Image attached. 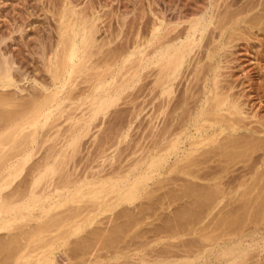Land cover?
I'll list each match as a JSON object with an SVG mask.
<instances>
[{
    "label": "bare ground",
    "instance_id": "obj_1",
    "mask_svg": "<svg viewBox=\"0 0 264 264\" xmlns=\"http://www.w3.org/2000/svg\"><path fill=\"white\" fill-rule=\"evenodd\" d=\"M230 1H228L227 4L226 1L224 7L220 5L219 2L214 5V7H216L208 14L205 13L191 18L188 20V25L184 28L182 27V29L176 33L173 32V29H170L174 26H166L163 20L159 19L152 23L151 26H149L148 24L150 23L146 21V25L150 28L145 25L147 28L144 29L149 30L146 32L144 31L145 33L143 32L144 34L139 41H134L132 50H130V48L111 49V47L103 50L104 46H99L97 44L94 25H88L89 21L87 17L84 19L81 18L80 20L79 18H72L74 20L70 19L71 13L74 14L71 10V13L67 12L61 15L62 21L60 22L62 28L59 40L56 41L57 43L55 42V45L53 43V45L50 44L48 48L45 43L40 42V49L38 52L41 55L40 59L43 64L42 66H44L50 78L51 85H49V82L47 85L44 84L45 81L43 80L41 81L44 83H40L39 80L34 78L36 82H39L38 85L36 84L39 87L34 88L33 92L31 90L29 94H27V92H29L27 91L25 93L26 95H22L23 89L19 91L21 94L17 92L21 87H18V84H16L18 81L15 76L17 69L15 67L16 64L14 66V59L12 57L13 60L5 58L9 57L7 55L5 57L3 55L0 56V232L5 231L6 234L5 238H2V235L0 238V264H61L58 262L60 260L57 261L55 256V250L58 245L69 246L68 248L71 247V250L67 248L68 251L64 249L63 255L64 260L67 262L66 264H104L105 262L103 263L101 258L104 256L103 253L105 251H102V254H100V250H110L111 247L112 249L115 248L114 245L116 246L117 240L114 239L120 236V240L117 241L118 245L123 238H121V236H123L121 233H123L124 230L131 229L130 224L133 225L132 221L134 218L132 220L130 219L132 223L129 222V224L127 222L129 221L128 219L131 218V215L129 218L127 217L128 221L125 219L123 225L127 223L128 227H125L127 226L126 224L124 226L118 224L114 229H109L110 231L103 227L102 229H106L107 231L101 230L102 232L96 231L99 227L95 230L89 228L91 232H94L91 234L94 235L92 237L87 235H82V237L80 236L81 238L76 237L78 239L77 241L74 240L75 243L73 242L74 246L72 244V247L70 246L72 242L70 241L71 243H69L68 238L73 235H80L82 231L81 225L77 222L78 220H76L77 217L80 215L83 217L85 213L89 214L95 211L100 213L101 211L108 210L109 208L113 209V207L115 208V206L125 203L133 204L136 199H139V193L145 188L148 181L151 180L155 174H161L163 170L166 174L180 172L185 174V176L188 175L194 178L200 177L203 180L210 181V183L208 182L209 185L206 184L207 186H205L204 184L201 190L195 188L196 183H194L195 181L192 182L190 178L188 179L195 185L192 184L191 186V184H188V186L187 183L185 184L186 187H189V192H185L184 189L183 193H188L187 197L193 198L190 202V204L193 202L192 206L195 203L194 201H197V204L195 203L197 207L195 208L198 210L200 207V209H202L204 206L205 209L203 208L202 211L205 210L209 213H216L221 209L220 212H222L226 205L228 206V204L231 203L229 202L227 204L226 202L224 206H221L222 208L218 207L219 204L224 198L229 195L231 196L233 193L237 194V198L240 197L242 199H240V202L244 201L241 202V206L238 205L239 207L236 206L235 209L232 207L233 210L231 211L230 208L228 213L224 215H222L223 213L220 214L221 216L219 219L217 218L218 221H216L218 227H223V229L225 227L228 229L229 227L230 230V227H245V225L246 227L247 225L259 227L260 225H264V139L241 135V130L247 131L249 136H254L252 134L259 133L264 134V130L248 128V126L243 123L244 110L239 100L238 93L233 91L234 86L223 84L221 80H219V74L221 73L217 70L221 67V59L225 58L227 55L226 53L224 57H221V50H224V48L226 50L229 44L232 43L233 40H236L235 35L241 34L236 31L242 29L245 33L247 29H244V27L251 28V25L255 23V25L258 26L259 23L257 24L256 21L259 18L260 20L264 18L262 17L264 14L260 16V13V17H257V12V14L254 13V15H256L254 18L250 15L252 19L257 17V19L253 21L251 18L245 20V18H240L241 16H238L243 13H251L258 9L259 6L264 4V0L257 1L258 3L247 1L245 4L242 3L241 6L237 5L238 8L234 10L231 8H233L237 2L233 5L229 3ZM260 8L263 9V6ZM242 24H245V26ZM174 28L176 29V26ZM226 34L228 36L225 38ZM241 35L240 37H242ZM2 50L0 49L1 52ZM34 52L35 50L32 51V53ZM116 66L122 70L119 74L115 73ZM14 70L16 71L15 73ZM20 72H17L19 74H17L18 77L20 76ZM23 72L24 71H22V73ZM29 75L26 77L28 78ZM141 76H143L141 80H144V83L140 82V84H143L141 87L139 86V88H141L139 94H141V92L145 94V99L143 98L146 103L145 106L153 105L151 109L152 112L149 110L151 115H148L149 118L146 119L147 124L145 132L143 133L144 138L142 139L146 143L144 146L145 149L142 150V152L145 150L144 158L148 160L146 167L138 171L139 166H137L135 162L134 166L131 161L133 165V167H131L129 161L128 169H124L125 167H122L119 162V166H116L118 164H116L115 167L113 165L109 171L103 168V170L100 168L99 170L92 171L93 167H91L89 171L86 168L82 172H78L77 163L80 162V159L78 162L76 161L77 163L74 162L77 164L76 166L72 163V158H74L76 153L80 152L83 138L91 132V124L100 117L103 119L106 115L108 116L111 109L118 105L125 90L134 87L137 82L140 81L139 78ZM80 77L82 79L80 83H75ZM185 80L186 83L183 84ZM81 83L86 85L85 87L82 86V88L79 86L78 88L80 89H78L77 85ZM51 87L53 88L51 89ZM12 88H16V90H12ZM135 91L137 93V90ZM81 96H84V98H78ZM128 96H126L127 99ZM133 96L135 97L136 95ZM135 98L137 99V97ZM77 100L78 102L75 103ZM137 101L136 103L138 104ZM142 101L143 100H141V102ZM79 109L81 115L76 116L74 112ZM128 109L129 108H127V111ZM63 115L66 120L70 121V125L67 126L65 131L62 130L65 128L63 127L58 130V132L60 131L58 135L55 133L56 136L51 137V133L48 132L50 128L49 130L46 128L47 131H44V128L52 125V118L56 116L61 117ZM102 123L104 122L102 121ZM110 123L112 124L113 122ZM122 123L123 122H121V125ZM104 127V131H106V124ZM110 129L111 128H109V130ZM118 129L115 131L112 129L110 133H105L106 135L105 137L103 136V139L101 138L102 143L100 142L99 145L96 142L98 145L96 146L97 149H100L98 150V154L101 151L102 155H106L103 153H106L113 145H111L110 141L113 138V140H115V138L119 137L118 133L120 130ZM224 133L225 136L222 135ZM223 136L224 138H222ZM94 138L93 136V139ZM49 142L50 144H48ZM88 145L90 146L91 144L89 143ZM115 146L114 144L112 147ZM124 149L126 150V148ZM258 150H262L259 152L263 153L259 155ZM248 151L252 153L256 152L257 155H255L257 157L253 159V155L248 154ZM40 152L41 156L37 158L36 156ZM239 152L240 157L243 153L246 155V157H244L245 155L242 156L243 162L244 160L248 162L251 158L252 160L250 162H253L250 163V165L246 163V167L249 166L246 172L243 171L249 176L243 173L240 178L239 174V182L236 188L232 186L233 189L229 185L230 181H228V179L231 180L235 175H230L231 178L227 177L228 179H224L225 182L227 180L226 185H223L222 179L230 173V170L228 171L230 167L229 164V167L226 166V163L229 162H226V159L228 157L231 159L234 154L237 155L236 153ZM125 155L126 154H124V156ZM142 155H144V152ZM218 155L219 157H227L226 159L221 158V160H226L223 162L225 164H221L223 168L220 167V170H218L220 163L217 164L218 166L213 164L215 168L217 166V170L210 168L213 167L210 166L208 168H210V171L213 169V171L210 172L207 170V173V171L204 170V175H198L201 168H196L207 164L212 161L213 158L218 160L219 157L216 159ZM106 156H108V154ZM99 158H101V156H99ZM140 158L138 155L136 161ZM172 158L175 159L174 162L172 161V164H170ZM184 160L186 161L184 162ZM221 160L219 159L220 162ZM181 161L184 162V165L179 166V162ZM232 163L233 162H231L230 165H232ZM235 163H233V165ZM107 165L109 166L108 163ZM208 165H205V167ZM210 165L212 164L210 163ZM120 167H122V170L119 169ZM246 167L244 168L246 169ZM26 170L27 173L25 172ZM137 171L138 173H136ZM22 174L25 176L22 177ZM132 174L134 175L133 178ZM236 177L234 179H236ZM175 178L180 180L179 178H183V176L178 177L177 175ZM163 179L167 181L166 178L163 177ZM168 179L171 178L169 177ZM186 182H188V180ZM248 184L249 187L242 189V187ZM159 185H161V183ZM156 186L158 187V185ZM171 191L172 190H170V192ZM193 195L195 198L198 197L199 200H196ZM153 196L154 195H152V197ZM182 196L184 197L185 195L181 194V198ZM54 198H57V201H54ZM146 198L149 199V196ZM233 198L234 197H232V199ZM168 200L170 199L168 198ZM167 202L168 201H166V203ZM37 204L42 207L41 210L37 211L36 209L38 213L41 211V214L36 213L38 216L35 218L34 216L36 215L33 214V216L31 214L33 212L32 208ZM194 206L192 208L190 207L192 210H189L192 216L194 215L197 217L199 214L197 213L198 215H196L197 210L194 209ZM217 207L218 210L214 211ZM59 208L61 209L56 213V209ZM180 209L177 210L181 213L185 211H180ZM193 209L195 210L194 214ZM225 212H227V210H225ZM181 213H178L181 215L180 218L176 212L180 219L185 220L186 217L183 218L184 216L182 217V215L184 214ZM95 214H97V212ZM203 216L204 215L201 217ZM195 217H193V219ZM174 218L175 220L177 219V217ZM174 218L173 222L175 221ZM81 219L83 220V218ZM198 219L197 222L201 220V218L200 220ZM177 221L179 223H177ZM211 221H213V219ZM180 222L183 221L177 219V224L175 225L177 226L180 224L181 226L183 223H186L183 222L181 224ZM121 225L123 227H121ZM180 226L177 227L180 228ZM184 226L183 224L181 227L184 228ZM169 227L170 229L173 228L172 225ZM59 230L61 232L52 235L53 232ZM88 231L86 233H88ZM180 233L182 232L180 231ZM229 233H232V231H229L228 234ZM218 237L215 240H217ZM107 238L113 239L112 241L108 240L110 241L108 242ZM208 239L210 240V237H208ZM113 240L114 245L112 246ZM205 240H207V238ZM122 245L120 244L119 246L120 250L128 246H123L121 249ZM242 245L243 244L240 246L239 243L233 244L232 247L223 249L219 252L215 258H217V260H224L227 262L225 264H232L237 260V257L247 254L246 249L242 248ZM175 247L177 248V246ZM191 247H187L186 249L189 250ZM200 248L203 249V246ZM128 249L124 250L123 254L127 253ZM109 250L108 252L111 251ZM179 250L181 249L179 248ZM159 251L161 253V250ZM211 252H213L212 249H204L198 252L197 255H203L205 253L206 261L210 262L209 260L212 258ZM107 255L110 256L111 254L109 255L108 253ZM151 255H153V253ZM142 258L140 264H145L144 257L142 256ZM153 258H155V255ZM147 261H149L148 258ZM120 262L119 264H121ZM123 262L127 264L125 261H122V263ZM160 262H162V259ZM165 264H190V261L178 260Z\"/></svg>",
    "mask_w": 264,
    "mask_h": 264
},
{
    "label": "rangeland",
    "instance_id": "obj_2",
    "mask_svg": "<svg viewBox=\"0 0 264 264\" xmlns=\"http://www.w3.org/2000/svg\"><path fill=\"white\" fill-rule=\"evenodd\" d=\"M228 1H230V0H225V1L224 0H0V49L2 50V48H3V50L5 51V52L3 50H2V52L0 51V53H2V54H0V56L3 55L5 57L7 55L9 57H5V58H9L11 60L14 59V62H15L14 66L16 64L15 67L17 69L16 71L17 72L21 71L20 76L18 77L17 76L18 73L14 70V73L16 72L15 76L17 77L16 79L18 81V83H16V84H18L17 85L18 87H21L20 89L17 90V92L21 94V92H19V91H22V89H23L22 95H26L25 93L27 91H29V92H27V94H29V93H31V90L33 92L34 88H36V87L38 88L39 86H37V85L39 82L44 83L43 81H45L44 84L47 85L49 82L50 83L49 85H51L50 78L48 77V74L46 73L44 66H42L43 64H42V61L40 59L41 55L38 52L40 49V42L45 43V45L48 46V48H49L50 44L53 45L56 41L59 40V36L61 33V28H62L61 27L62 24L60 22V21H62L61 15L65 14L67 12L71 13V10L74 12V14L71 13L70 19H72V18L78 19L79 18V20H80L81 18L84 19L85 17H87V19L89 21L88 25H90V24L94 25L95 32H96V38H97V44L99 46L103 45L104 46L103 50L108 49L110 47H111V49L112 48H114V49H116V48L117 49L130 48V50H132V46H133L134 41H139V39H141L143 34L149 30V29L148 30H145V29L147 27L150 28L149 26H151L152 23H154L155 21L160 19V20H163V22L166 26H169V25H170V27L176 26V29L174 27L173 28L169 27L170 29H173L174 33H176L178 31H180L182 29V27L184 28L185 26H187L188 20H190L191 18H193L195 16H200V15L205 14V13L208 14L210 11H212V9H214L216 7V6L214 7V5H216L219 2H220V5H222L224 7L225 2L227 4ZM247 1H253L254 3L255 2L258 3L259 1H262V0H231L229 3L234 5L237 2V4L234 5L233 8H231L234 10V9L238 8L237 5L241 6L242 3L245 4ZM262 6H263V9L260 8ZM262 6H259L258 9L254 10L251 13L240 14L238 17L241 16L240 18H245V20H249V18H251V16H252V18H254L256 16V15H254V13H256V12L258 13V14L256 13L257 17L259 16V13L261 16L264 14V4ZM223 7H222V9H223ZM67 9H68V11H67ZM257 17L255 19L251 18L252 21L256 20ZM262 17H264V16H262ZM74 19H72V20H74ZM146 21L150 23V24H148L149 26L146 25V23H147ZM256 22H257V24L259 23L258 26H256L255 25L256 23H255L254 25L253 24L251 25V28L244 27V29H247L245 31V33L243 32L244 30L242 31V29L237 30V31L235 30L236 32L241 33L242 35L241 34L235 35L236 40H233V42L229 44V46L226 48V50H225V48H224V50H221V53H222L221 57H224L225 54L227 53V55H226L227 58H226V56H225V58H222V59L220 58L221 59V62H220L221 67L218 68L217 70L219 73H221V74H219V80H221V82L223 84H226V85L229 84V85L234 86L233 91L238 93L239 100L242 103L243 110H244L243 123L246 126H248V128L264 130V18H262L261 20L259 18ZM95 24H96V26H95ZM145 25L147 27H145ZM242 25L245 26V24H242ZM236 32H235V34H236ZM240 35L242 37H240ZM227 36L228 35L226 34L225 38ZM238 36H239V38H238ZM37 46H39V47H37ZM36 49H38V50H36ZM34 50H35V52L32 53V51H34ZM36 52H38V53H36ZM15 55H16V57H15ZM15 58L17 59V61ZM20 68H21V70H20ZM18 70H20V71H18ZM22 71H24V72L22 73ZM120 71H122V70L118 66H116L115 67V73L119 74ZM28 75H29V77L27 78L26 76H28ZM34 78L39 80V82L38 81L36 82ZM141 79H143V76H141L139 78L140 81H138L134 87H131V88H128L125 90L121 100L119 101L120 103L118 102V105L111 109L108 116L106 115L108 118L106 116L103 119H102V117H100L101 119L99 118L96 120L97 123H96V121H94L91 124V127H92L91 132L87 135L88 137L86 136L85 138H83L82 145L80 146V152L76 153L77 155L74 153L75 154L74 158H72L73 160L71 159L73 164H75L74 162H76V161L78 162V160L80 159L79 160L80 162H78V163L76 162L78 164V166H77V164H75L77 166V170H79L78 172H80V171L82 172L86 168L89 171L91 169V167H93L92 171L93 170L95 171L97 169L99 170L100 168H101V170L107 169V171H109V170H111L113 165L115 167V165L118 164L119 162L121 163L122 167L123 166L125 167L124 169H126V168L128 169L129 164H131L132 162H133L132 164L134 166H135V164H137V166H139L138 171H141L146 167L148 160H146L144 158L145 157V150L143 151L144 155H142L143 154L142 150L145 149L144 146L146 143L142 139L144 138L143 133L145 132V127L147 124L146 119L149 118L148 115H151L150 111L152 112L151 109H152L153 105L145 106V104H146L144 102L145 101L144 100L145 94L142 92H141V94H139L141 91V88H139V86L141 87L142 84L144 83V80H141ZM41 80H43V81H41ZM81 80L82 79L80 77L75 81V83H77V82L80 83ZM140 82H143V83L140 84ZM184 83H186V80H185V82H183V84ZM138 84H140V85H138ZM85 85L86 84H84V83L78 84L77 88L79 86H80V88H82V86L85 87ZM52 88L53 87H51V89ZM80 88H78V89H80ZM14 89L16 90V88H12V90H14ZM132 90H133V92H132ZM135 90H137V93ZM132 93H134V94H132ZM133 95H136L135 97H137V99ZM138 95H140V96H138ZM84 96H81L78 98L83 99ZM126 96H128V99ZM130 97H131V99H130ZM141 100H143V101L141 102ZM136 101L138 102V104L136 103ZM76 102H78V100L75 101V103ZM136 105H138V106H136ZM127 108H129L128 111H127ZM135 109H137V110H135ZM77 111L74 112V114L76 116L81 115L80 109ZM120 111H122V112H120ZM115 112H116V114H115ZM135 112L136 113L138 112V113L136 114ZM126 115H127V117H126ZM131 117H133V118H131ZM54 118H52V121H51L53 126L51 125V126H47L44 128V131H47V129L49 130V128H50V130L48 132L51 133L50 134L51 137L58 135V133L60 132V131L58 132V130L62 129L63 127H65V128H63L62 130L65 131L67 126L70 125V123H69L70 121L66 120L64 115L61 117L56 116ZM102 121L104 123H102ZM110 122H113V123L111 124ZM121 122H123L122 125H121ZM94 123H95L96 127L94 126ZM96 124L97 125L99 124V125L97 126ZM105 124H106V129H105L106 131H104V128H105L104 125ZM102 126H103V128H102ZM120 127H121V129H120ZM109 128H111L110 129L111 131H112V129H113V131H115L118 128H119L118 130H120V132L117 131V132H119L118 133L119 137L115 138V140H113L114 139L113 138L110 141L111 145L115 144L116 146L112 147L113 146L112 145L110 148L107 146L110 150L108 149V151L106 153H103V154H106V155L108 154V156L102 155L101 151H100L101 154L100 153L98 154V152H99L98 150H100V149H97L96 146H98L99 143L101 142V138L103 139L107 133H110ZM93 130H94V132H93ZM55 133H56V135H55ZM241 133H242L241 135H247L248 137H257V138H263L264 139L263 133L252 134L254 136H249V133L245 130H241ZM222 135L225 136V133ZM222 135H220V136H222ZM241 135H239V136H241ZM93 136L95 137L94 139H93ZM224 136L222 138H224ZM120 140H122V141H120ZM124 140H126V141H124ZM242 140H243V138H242ZM91 141H92V143H91ZM135 141H138V142H135ZM96 142L98 143V145ZM89 143L91 144L90 146L88 145ZM126 143H128V144L125 145ZM48 144H50V142ZM136 144H138L139 146ZM124 148H126V150ZM131 148L134 150H132ZM121 151H122V153H121ZM259 151L261 152L262 150H258L259 155H261L263 152L260 153ZM41 152L36 156L37 158L41 156ZM95 153H97L98 155ZM116 153H118V154H116ZM120 154H122V155H120ZM124 154H126V155L124 156ZM127 154H128V156H127ZM236 154L237 155L234 154L232 156L233 159L232 158L230 159V157H228V158L222 157V156L219 157V155L216 156L217 157V158L215 157L216 159H218V157L220 160H221V158H225V159L227 158L226 159L227 161L225 159H222L220 162L219 159L215 160L213 158L212 161L205 164V165L209 164L207 167H205V165H201V166L196 168V169L201 168L199 170L198 175L203 174L204 170L210 171V168L217 170L216 169L218 166L217 164H219V163H220V166H219L218 170H220V167L223 168L221 166V164L222 165L225 164V163H223L224 161L229 162V163H226V166H228V164H229V166L231 167L230 168L228 166L229 167L228 171L230 170V173H228L227 176L223 177L222 183H223V185H226L227 180L225 182V180H224L225 178L230 177V175H233V176L235 175V177L237 175L236 179H234L235 177L232 178L231 180H229L227 178L228 181H230L229 185L231 187L234 186L236 188L237 184L239 182V179H238L239 174H240L239 177L241 178L242 177L241 175H243V173L246 172L247 167L250 165V163L253 162V161L250 162L252 160V158L254 159L255 157H257L256 152L252 153L251 151H248V154L253 155V157L251 159H249V161L247 160L248 162H246V160H244V162H243L242 156H244L245 154L243 153V155H241V157H240V152L236 153ZM138 155H139V158L141 157L142 159L140 158L138 161H136L138 159ZM99 156H101V158H99ZM103 156H105V157H103ZM122 157H124V158H122ZM244 157H246V155ZM234 158H236V159H234ZM174 159L175 158H172L170 160V164H172L171 163L172 161L174 162ZM229 159L233 163H235V162L237 163L238 161L239 162L237 164L235 163L236 165L235 164L233 165V163H232V165H230L231 162ZM213 160H214V162H213ZM241 160H242V162H241ZM110 161H112V162H110ZM113 161H115V162H113ZM185 161L186 160H184V162ZM128 162H129V164H128ZM134 162H135V164H134ZM184 162L183 161L179 162V166L184 165ZM107 163L109 164V166L107 165ZM210 163L212 165H210ZM246 163H249V165L247 164L248 165L247 167H246ZM119 164L116 166H119ZM132 164H131V167H133ZM213 164L217 165L216 168ZM79 166L80 167L83 166V167L80 168ZM210 166H213V167H210ZM243 166L246 167V169ZM122 167H120L119 169L122 170ZM208 167H210V168H208ZM213 169H211V171H213ZM138 171L136 173H138ZM25 172L27 173V170ZM26 173H23V174H26ZM136 173H134V174H136ZM174 173L175 174H173V172L166 174V173H164V170H163V172L161 174H158V175L155 174L154 177L148 181L149 184L147 183L145 188L140 191V193H139L140 197L138 196L139 199H136L133 202V204L125 203V204L115 206V208L113 207V209H110V208L108 210L106 209L107 211L104 210V211H101L100 213L98 211H95V212H92L89 214L85 213V215H83V217H82V215L77 217L76 220H78L77 222L81 225L82 231L80 232V235L77 234L79 236L73 235V236H70L68 238L69 243L72 242L70 244V246H72V244L74 246L75 241H77L78 238H81L82 235H87L89 237H92L94 234L93 235L91 234L93 231L91 232L90 229L93 228L92 230H95L97 227H99V229L98 228L96 229V231L98 230L99 232L101 230L103 231L106 229L107 230L114 229V227H117L118 224L123 225V223L125 222V219L127 220V217L129 218V216L131 215L130 216L131 218L128 219L129 221L127 220L128 222L127 221L126 222L129 224V222H131L130 219L132 220L134 218L135 220L133 219V221H132L133 225L130 224L131 229L130 230L129 229L124 230L125 231V232L123 231L124 234L121 233V235H123V236H121V238L122 237L123 238L118 243V245H117V241L120 240L119 239L120 236L119 237L117 236V239H114V240H117L116 246L114 245V240H113L112 246L114 245L115 248L112 249V247H111V249H112V250L110 249L111 251L108 249L110 252H108V250H106V249L100 250V252H101V253L99 252L100 254H102V251H105L103 253L104 256L101 258L102 262L103 263L105 262L104 264H110V263L111 264L112 263L119 264L120 261H121L120 262L121 264H124V262L122 263V261H125V263H127V264H131V263L140 264V260L143 259L142 256L144 257V260H145L144 263L145 264H152V263L153 264H162L164 262L167 263V262H174V261H178V260H189L190 264H205V263L206 264H217V262H218V264H220L221 262H222L221 264H225L227 262H225L224 260H219V259L217 260V258H215V256L219 252H221L223 249L232 247L233 244L235 245L236 243H239L240 246H241V244H243L242 248L246 249L247 254L244 256H241V257H237V260L234 261L232 264H264V225H262V226L260 225L259 227L258 226L254 227L252 225H250V226L247 225V227H246V225H245V227H239V226L238 227H230V230H229V227H228V229L226 227H225L226 229L225 228L223 229V227H218L216 225L217 224L216 221H218L219 217L221 216L220 214L223 213L222 215H224V214L228 213L230 208H231L230 209V211H231V210H233L232 207H234V209H235L236 206H238V205L241 206L242 205L241 202H244V201L240 202L241 198L240 197L237 198V194L235 193L236 194L235 195L233 193L232 194L233 196L232 195L227 196L226 198H224L225 200L226 199L227 200L225 201L223 199L222 202L220 203L221 205L219 204L218 207L220 208L221 206H224V204H226V202H227V204L229 202L231 203V204H228V206L226 205V207L224 208V210H222V212H220L221 209H219L220 211H217L216 213L215 212L209 213V212H206L205 210L202 211L203 208L205 209V207L203 205H202L203 206L202 209H200L201 207L199 205H198L200 207V208L198 207L199 210L197 208H195V207H197V205H195V203L197 201H194V200L195 199L199 200V198L196 196L198 198L197 199L193 195V197L195 198L193 200L195 202L194 203L195 206L194 205L193 206H194V209L197 210L196 215H198V214L199 215L197 217H195L194 215L192 216V213H190L191 212L190 210H192L191 208L193 207L192 206L193 202H192V204H190V202L192 201L193 198L192 197L188 198L187 197L188 193H183V190L185 189V192H187V191L189 192V190H188L189 185L188 184H191V186H192V184L195 185L194 183H196L195 188H197V190H199V189L201 190V187H203L204 184H205V186L209 185L210 181H207L205 179L203 180L200 177L194 178V177L188 176V175L185 176V174L180 173V172H174ZM207 173H208V171H207ZM23 174H22V177L25 176ZM169 174H170V176H169ZM176 174L178 175V177L183 176V178H179L180 180H177V178H175V176H177ZM244 174H246V173H244ZM179 175H181V176H179ZM203 175H202V178H203ZM168 176L171 179H168L169 178ZM247 176H249V175H247ZM133 177H134V175L132 174V178ZM163 177L166 178L167 181L165 179H163ZM173 177L176 179V181ZM188 178H190V180L192 182H194V181L195 182L192 183ZM160 179L164 180L165 183H164V181H161ZM185 179H187L188 182H186L187 180H185ZM159 181H161V182H159ZM168 181H169V183H168ZM160 183L162 186L159 185ZM186 183L188 185L187 187L185 185ZM200 183H203V184H200ZM156 185H158V187ZM152 187H153V189H152ZM246 187H249V184L245 187H242V189L246 188ZM168 188H169V190H168ZM149 189H150V191H149ZM174 189H176V190H174ZM145 190H146V192H145ZM170 190H172L173 192L172 191L170 192ZM178 190H180V191H178ZM166 192H167V194H166ZM180 193L182 195L184 194L185 196L184 197L182 196V198H181ZM143 194L146 197L149 196V199L144 197ZM152 195H154V196L152 197ZM142 197H144V198H142ZM229 197H231V198H229ZM232 197H234V198L232 199ZM157 198H158V200H157ZM168 198L170 200H168ZM235 198H237V199H235ZM141 200H143V201H141ZM54 201H57V198H54ZM166 201H168V202L166 203ZM155 202H156V204H155ZM170 202H172V203H170ZM188 202H189V204H188ZM51 203H53V202H51ZM222 203H223V205H222ZM135 205H137V206H135ZM141 206H143V207H141ZM151 206H153V207H151ZM41 207L42 206L38 205V204L36 206H34L33 207L34 209L32 208L33 212L31 211L32 212L31 215L35 214L36 216H34V215L33 216L36 218L38 216L37 214H41V211H39L40 213L37 212L38 210H41ZM180 207H181V209H180ZM218 207L214 211L218 210ZM182 208H183V210H182ZM36 209H37V211H36ZM60 209L61 208L56 209V211L55 210L54 211L56 213H58ZM177 209L178 210L180 209V211L185 210L184 211L185 213L182 212L184 214V215H182V217L183 216H184L183 218L186 217V219H185L186 221L183 219H180L181 215L178 213H181V212H179ZM194 209H193V214L195 213ZM225 210H227V212H225ZM96 212H97V214H95ZM176 212L180 218L178 217ZM126 213H127V215H126ZM173 214H175V215H173ZM125 215H126V217H125ZM202 215H204V216L201 217ZM174 217H177V219L182 220L183 222H186V223L180 222L181 224L183 223L185 225L184 228L181 227L183 224L181 226H180V224L177 225V226H180V228L175 225L179 222L177 221V223H176L177 219L175 220ZM193 217H195V218L193 219ZM214 217H215V219H214ZM79 218L80 219L83 218V220L82 219L80 220ZM173 218L175 220L174 222H173ZM200 218H201V220H200ZM211 218L213 219V221H211L212 220ZM90 219H91V221H90ZM197 219L200 221L197 222ZM80 221H83V222H80ZM127 223H125V224L127 225ZM114 225H116V226H114ZM122 225H121V227L124 226V225L123 226ZM171 225L173 227L172 229H170V227H169ZM103 227L106 229H102ZM125 227H128V225ZM237 228L239 229V231ZM164 229H166V230H164ZM197 229H198V231H197ZM199 230H200V232H199ZM87 231H88V233H86ZM180 231L182 233H180ZM229 231H232V233L228 234ZM59 232H61V231L60 230L55 231L52 233V235H55ZM224 232H225V234H224ZM89 233L91 234V236ZM235 234H237V235H235ZM1 235H2V238H5L6 237L5 231L0 232V238H1ZM161 236H162V238H161ZM76 237H78V238H76ZM83 237H85V236H83ZM208 237H210V240L208 239ZM217 237H218V239L215 240ZM113 238H115V237H113ZM113 238H111V239L107 238V241L108 240L112 241ZM204 238L205 239L207 238V240H205ZM184 240L187 242H185ZM110 241H108V242H110ZM191 241L193 242V244ZM203 241L205 244L203 243ZM239 241H241V242H239ZM108 242H106V243H108ZM131 243H133V244H131ZM145 243H146V245H145ZM252 243H253V245H252ZM108 244H110V243H108ZM120 244L121 245L123 244L121 246V249L123 246H125V247H126V245H128V246H127V248L120 250L119 249ZM138 244H140V245H138ZM199 244H200V246H199ZM174 245L177 246V248ZM186 245H188V246H186ZM189 246L190 247L192 246L191 249H189V250L186 249L187 247L190 248ZM202 246H203V249L200 248ZM68 247L69 246L66 247V246H59L58 245L57 249L55 250V256L57 258V261L60 260L58 262L61 264L67 263L66 260H64L63 253L65 251L64 249L67 250ZM128 248H130V249H128ZM179 248L181 250H179ZM68 249L71 250V247ZM127 249H128V252L123 254L124 250H127ZM168 249H169V251H168ZM184 249H185V251H184ZM204 249H210V250L212 249V251H213V252H211L212 258H211V260H209L210 262L206 261L205 253L203 255H197L198 252L203 251ZM159 250H161V253ZM178 250L181 252H179ZM170 252H171V254H170ZM251 252H252V254H251ZM108 253H109V255L111 254L110 255L111 257L107 255ZM152 253H153V255H151ZM157 254H158V256H157ZM189 254H191V255H189ZM154 255H155V258H153ZM163 256H164V259H163ZM147 258L149 261H147ZM114 259H115V261H114ZM161 259H162V262H160ZM168 260H170V261H168ZM146 262H148V263H146Z\"/></svg>",
    "mask_w": 264,
    "mask_h": 264
}]
</instances>
